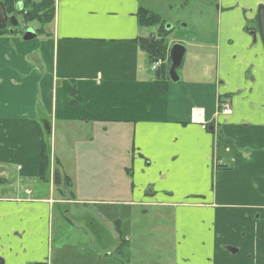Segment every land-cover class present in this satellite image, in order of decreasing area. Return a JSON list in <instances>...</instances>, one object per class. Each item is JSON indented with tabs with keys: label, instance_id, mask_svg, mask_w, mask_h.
Listing matches in <instances>:
<instances>
[{
	"label": "crops",
	"instance_id": "crops-1",
	"mask_svg": "<svg viewBox=\"0 0 264 264\" xmlns=\"http://www.w3.org/2000/svg\"><path fill=\"white\" fill-rule=\"evenodd\" d=\"M51 1L48 37L0 36V264L53 263L54 210L74 202L70 188L98 190L100 199L78 201L114 226L101 238L116 248L95 264H132L139 207L161 213L176 264H264V0H219L216 73L162 82L139 41L151 33L139 21L142 0ZM57 132L60 153L48 142ZM94 144L125 157H110L109 190L96 177L105 166L88 154ZM57 166L71 180L66 191L53 184Z\"/></svg>",
	"mask_w": 264,
	"mask_h": 264
},
{
	"label": "rangeland",
	"instance_id": "rangeland-1",
	"mask_svg": "<svg viewBox=\"0 0 264 264\" xmlns=\"http://www.w3.org/2000/svg\"><path fill=\"white\" fill-rule=\"evenodd\" d=\"M40 2L41 0H15L14 7L18 8V10L14 9L10 12L7 10V13L8 16H14L16 18L17 24L10 22L5 27L6 33L4 36L13 35L18 38H23V33L28 28H33L38 35L42 34V36L48 37V30H50L48 23L50 21L32 19L33 12H35L34 8L37 6L38 9ZM142 2L145 9H149V12L158 14L161 17V21H163L162 23H167L166 26L170 25L172 27V31L166 36V42L169 48L176 42L182 43L185 46L186 53L184 61L177 69L178 73H186V75L190 74L193 76L200 70H206L205 76L207 78L212 77L216 73L217 55L216 50L212 47L216 42L215 38L218 29L217 3H219V0H142ZM28 10L31 14H25ZM41 13H43V10ZM51 13L52 9L50 8L47 11V16L44 15L46 17L42 19H48ZM160 26L161 23L144 27H147L146 30L151 32L149 33V36H151L157 35L160 31ZM53 136L54 138H52L50 133L48 134L49 145L51 146L53 142V145L55 144L57 147V152L60 153V135L57 132L56 136ZM112 139L108 138L106 140L108 144L111 143ZM102 140L103 138L99 139V142ZM94 148H96L95 144L91 149H88V154L97 157L91 158L92 160L98 159L99 164L96 168L103 169L104 166L106 168L103 172L96 174V177L99 179L98 183L102 182V189L109 190L110 185L108 183L113 182L114 176H116V173L114 174L116 164L110 157H116L115 161L117 163L122 162L121 160L125 159V157L111 155L110 153L112 151H109V154H107L108 151L103 150V145H100L98 149ZM104 163L108 165H104ZM95 165L93 164V166ZM55 173L58 176L54 175L52 177L54 186L57 182L60 183L61 180V184L59 185L66 191L68 189V186L65 185L66 176L61 173V169L58 166L57 169L55 168ZM40 185L47 190L49 188L48 184L40 182ZM76 185H78V182H76ZM70 189L74 190L76 195L72 196L68 194L67 198L73 199L74 202H70L66 206L63 204L61 207L62 211L58 207L54 210L53 252L50 255L53 263H51L95 264L94 260L97 262V256H102L116 248L115 238L112 239L113 242L106 239V237L105 239L101 238L103 230L104 232L112 233L114 226L103 211L98 210L94 202L87 203L85 201H78L83 199V197L100 199L101 196H98V190L94 189V192L89 191L88 195L80 196L76 188ZM67 208L75 215L71 216L70 213L67 214L70 222L65 218L66 214L64 210ZM74 211L77 214H74ZM42 221L44 223V219ZM160 222L161 213L158 210L153 211V209L148 208L146 211L139 207L136 213V222L131 241L132 264H176L175 246L169 237L170 229H164ZM66 233L70 235V242L68 243ZM110 260L107 259V261Z\"/></svg>",
	"mask_w": 264,
	"mask_h": 264
},
{
	"label": "trees",
	"instance_id": "trees-1",
	"mask_svg": "<svg viewBox=\"0 0 264 264\" xmlns=\"http://www.w3.org/2000/svg\"><path fill=\"white\" fill-rule=\"evenodd\" d=\"M6 9L10 12L15 10H18V8L14 7V1L15 0H1ZM53 2L51 0H41L39 3V8L37 9V6L35 9V12H33V17L32 19H38L40 21H51L53 19ZM52 9L51 15L48 17V19H42L47 16V11L49 9ZM43 10V13L41 11ZM7 11V12H8ZM31 14V12L28 10L26 11L25 14ZM46 15V16H44ZM139 21L141 25L143 26H154L155 24L161 23L160 26V31L157 33V35H151L148 37H140L139 41L141 43L142 48L145 50L147 53L148 57L150 58L151 63H153L155 60L159 58H164L166 59V62L161 65L155 72L157 81L162 82L170 78L169 75V69L171 60L170 57L168 56V49L169 46L166 42V36L170 34L172 31L171 28H167L166 24L167 23H162L161 17L158 14H154L153 12H149V9H145L144 7L140 8L139 10ZM6 33V29L0 27V36L4 35ZM156 34V33H155ZM70 103L71 104H77L80 101V95L77 92L76 88L74 86H71L70 88ZM164 91V90H163ZM50 167V159H49V154L48 151L46 150L44 144H43V152H42V175L41 178L43 180H47V171L49 170ZM224 167L223 165H217L218 169H221ZM65 185L68 186V188L71 186V180L69 177H66L65 179ZM37 264H47L44 262L37 263Z\"/></svg>",
	"mask_w": 264,
	"mask_h": 264
},
{
	"label": "water",
	"instance_id": "water-1",
	"mask_svg": "<svg viewBox=\"0 0 264 264\" xmlns=\"http://www.w3.org/2000/svg\"><path fill=\"white\" fill-rule=\"evenodd\" d=\"M9 16L6 11V7L2 1H0V27L5 28L7 26V20ZM14 24H17V20L14 16L10 17ZM259 19L261 25V31L264 38V8H260L259 11ZM169 28L170 25H167ZM37 36V32L33 28H28L23 33L24 40H32ZM186 53V48L182 43H175L170 49V58H171V65L169 68V75L170 78L174 81L179 79V75L177 73V69L183 64L184 57ZM2 262L0 258V263Z\"/></svg>",
	"mask_w": 264,
	"mask_h": 264
},
{
	"label": "built area",
	"instance_id": "built-area-1",
	"mask_svg": "<svg viewBox=\"0 0 264 264\" xmlns=\"http://www.w3.org/2000/svg\"><path fill=\"white\" fill-rule=\"evenodd\" d=\"M164 62V60L162 58L157 59L153 65H152V69H157L159 66H161V64ZM232 111L230 104L227 101H222L221 103V108H220V112L222 114H230ZM203 114V110L200 108H196L193 110V115L192 118L193 120H197L200 118V116H202Z\"/></svg>",
	"mask_w": 264,
	"mask_h": 264
},
{
	"label": "flooded vegetation",
	"instance_id": "flooded-vegetation-1",
	"mask_svg": "<svg viewBox=\"0 0 264 264\" xmlns=\"http://www.w3.org/2000/svg\"><path fill=\"white\" fill-rule=\"evenodd\" d=\"M10 22L12 23L13 21H12V19H11L10 16H9V18H8V20H7V25H8Z\"/></svg>",
	"mask_w": 264,
	"mask_h": 264
}]
</instances>
